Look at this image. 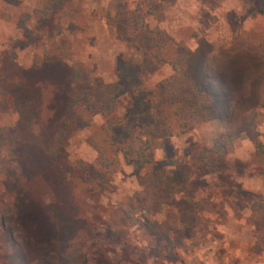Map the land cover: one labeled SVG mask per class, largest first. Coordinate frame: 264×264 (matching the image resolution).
I'll return each instance as SVG.
<instances>
[{
  "label": "rangeland",
  "instance_id": "1",
  "mask_svg": "<svg viewBox=\"0 0 264 264\" xmlns=\"http://www.w3.org/2000/svg\"><path fill=\"white\" fill-rule=\"evenodd\" d=\"M113 1L81 0L76 14L55 18L60 34L51 37L45 27L36 43H26L18 21L28 15L27 24L35 29L42 0H0V84L17 88L26 112L22 118L10 91L0 94V131L11 127L22 149V158L0 177V264H264V231L255 227L251 210L252 202L264 201V154L255 153L246 133L226 147L218 169L208 171L210 159L202 152L212 145L221 123L199 122L182 130L174 109L167 107L171 134L153 139L150 163L138 169L121 153L112 152L103 119L95 116L70 136L71 170L61 172L50 162L64 73L52 66L32 75L25 70L44 52L56 53L63 41L70 64L114 79L118 56L136 60L139 55L107 22L106 9ZM127 3L148 9L146 0ZM162 9L161 14L146 15L150 28L161 29L166 40V61L154 60L148 71L151 86L172 74L168 60L179 44L194 52L201 39L206 49L217 50L230 49L237 37L255 42L264 37V15L257 0L164 1ZM208 63L249 99L254 78H264V59L250 54L217 56ZM119 105L122 110L129 107L130 97H122ZM242 107L238 105L237 112ZM254 122L262 134L263 108H256ZM99 156L105 166L97 164ZM175 160L186 176L175 196L196 204L195 218L176 203L156 211L137 203L138 221L129 222L122 206L141 191L138 179L171 173L178 167ZM79 162L95 166L94 176L81 177L74 169Z\"/></svg>",
  "mask_w": 264,
  "mask_h": 264
},
{
  "label": "trees",
  "instance_id": "2",
  "mask_svg": "<svg viewBox=\"0 0 264 264\" xmlns=\"http://www.w3.org/2000/svg\"><path fill=\"white\" fill-rule=\"evenodd\" d=\"M80 1L42 0V5L37 10L39 17L36 19L35 29L28 26V15L18 21L26 43H36L41 38L39 32L45 27L51 37L60 34L61 28L55 23V18L76 14ZM164 1L175 0H146L147 11L140 4L131 8L127 0H115L108 4L105 13L107 22L117 36L139 55L136 60H126L121 55L118 56L114 68L115 77L110 81L94 75L82 64H70V51L64 47L63 41L58 45L56 53L44 52L41 60H34L31 69L25 70L31 74L35 70L52 66L59 74L64 73L62 107L49 144V160L61 172H68L72 167L67 160V146L72 132L86 127L89 119L95 116L103 119L101 127L112 152L121 153L128 163L138 169L143 168L150 163L153 139L171 134L167 107L174 109V120L182 130L199 122L217 120L221 123L212 145L202 152V157L210 159L206 161L208 171L218 169L226 147L240 133H246L252 140L256 154H264V140L259 138H264V131L260 134L254 122L256 108L264 109V78H254V92L249 99L247 94H239L232 83L213 72L208 65L209 60L214 57L240 53L264 59V37L259 42L237 37L230 49L217 50L206 49L203 44L205 40L201 39L194 52L179 44L168 60L172 74L151 86L148 84V71L154 60L166 61L163 56L166 40L161 29L150 28L146 15L161 14ZM257 9L264 15V0H257ZM9 91L17 99L16 108L21 117H25V108L21 104L17 88L0 84V94L5 95ZM124 96L130 97L131 105L122 110L119 102ZM238 105L244 106L241 113L237 112ZM21 158L19 135L11 127L1 128L0 177H6L13 161ZM97 164L101 167L106 165L101 156L98 157ZM74 169L81 177L94 176L96 171L95 166L82 162ZM185 178L181 163L169 174L154 173L140 177L138 181L141 191L135 193L137 202L130 199L122 206L128 221L133 224L138 221L134 212L137 203L147 205L152 211L163 205L176 203L184 214H189L194 219L196 204L190 198L178 199L175 196L178 186L184 183ZM251 210L255 227L264 231V201L252 202Z\"/></svg>",
  "mask_w": 264,
  "mask_h": 264
}]
</instances>
